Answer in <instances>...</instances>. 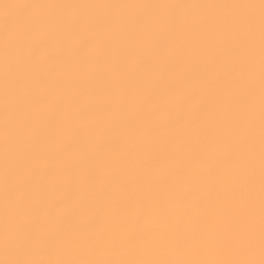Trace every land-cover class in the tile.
Returning a JSON list of instances; mask_svg holds the SVG:
<instances>
[{
	"label": "snow or ice",
	"instance_id": "1",
	"mask_svg": "<svg viewBox=\"0 0 264 264\" xmlns=\"http://www.w3.org/2000/svg\"><path fill=\"white\" fill-rule=\"evenodd\" d=\"M0 264H264V0H0Z\"/></svg>",
	"mask_w": 264,
	"mask_h": 264
}]
</instances>
